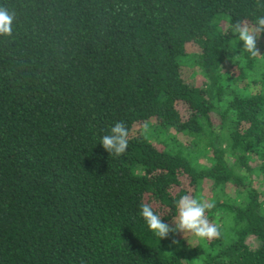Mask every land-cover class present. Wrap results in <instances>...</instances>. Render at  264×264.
Segmentation results:
<instances>
[{
  "label": "trees",
  "instance_id": "obj_1",
  "mask_svg": "<svg viewBox=\"0 0 264 264\" xmlns=\"http://www.w3.org/2000/svg\"><path fill=\"white\" fill-rule=\"evenodd\" d=\"M0 7V264H264V34L252 57L232 30L264 0ZM183 195L214 204L219 238L149 230L140 205L174 227Z\"/></svg>",
  "mask_w": 264,
  "mask_h": 264
},
{
  "label": "clouds",
  "instance_id": "obj_2",
  "mask_svg": "<svg viewBox=\"0 0 264 264\" xmlns=\"http://www.w3.org/2000/svg\"><path fill=\"white\" fill-rule=\"evenodd\" d=\"M15 13L6 7H0V36L11 37L13 35V22ZM233 32L243 42V49L252 57L260 55L257 40L264 34V16H258L254 23L246 20H238L232 26ZM147 130V125L144 126ZM129 129L125 122H115L101 139L105 151L112 157L122 156L128 147ZM177 217L173 221L174 227L162 221V218L153 210L150 203L140 205V215L145 220L149 230L159 238V241L169 237L170 233H182L194 235L205 240L217 239L220 236L219 228L207 218V211L214 204L203 199H197L190 195L181 196L176 202ZM173 244L178 241L173 240Z\"/></svg>",
  "mask_w": 264,
  "mask_h": 264
},
{
  "label": "rangeland",
  "instance_id": "obj_3",
  "mask_svg": "<svg viewBox=\"0 0 264 264\" xmlns=\"http://www.w3.org/2000/svg\"><path fill=\"white\" fill-rule=\"evenodd\" d=\"M223 25L225 22H221ZM195 46L194 45H189L188 48H187V52H192L193 50H195ZM183 69H184V77L186 80L192 82V83H197L200 79V75L199 73H197V71H195L192 67H190L189 65L185 64L183 66ZM202 160V159H201ZM202 192L205 194V195H208L209 193V189H204L202 190ZM233 192V191H232ZM182 234V233H181ZM183 235V234H182ZM184 236V235H183ZM187 240H190V239H195L193 235L191 234H185L184 236Z\"/></svg>",
  "mask_w": 264,
  "mask_h": 264
}]
</instances>
